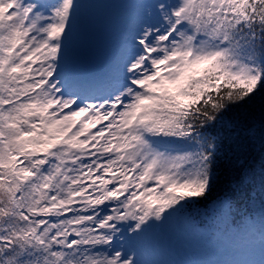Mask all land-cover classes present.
<instances>
[{
  "label": "snow or ice",
  "instance_id": "6c2138e0",
  "mask_svg": "<svg viewBox=\"0 0 264 264\" xmlns=\"http://www.w3.org/2000/svg\"><path fill=\"white\" fill-rule=\"evenodd\" d=\"M137 2L102 91L65 74L80 0H0V264H140L176 214L264 209V0Z\"/></svg>",
  "mask_w": 264,
  "mask_h": 264
},
{
  "label": "rangeland",
  "instance_id": "374dc122",
  "mask_svg": "<svg viewBox=\"0 0 264 264\" xmlns=\"http://www.w3.org/2000/svg\"><path fill=\"white\" fill-rule=\"evenodd\" d=\"M104 1L80 0L65 70L74 84L102 91L117 74L125 31L141 8L137 0ZM212 208L148 229L134 242L140 264H264V209L253 204L251 222L237 231L231 215Z\"/></svg>",
  "mask_w": 264,
  "mask_h": 264
},
{
  "label": "trees",
  "instance_id": "16d2710c",
  "mask_svg": "<svg viewBox=\"0 0 264 264\" xmlns=\"http://www.w3.org/2000/svg\"><path fill=\"white\" fill-rule=\"evenodd\" d=\"M260 157H261V148L259 146V143L257 142L255 149L252 151V162L255 164L257 169L259 168ZM226 183H227V173H222L217 191L222 192L226 187ZM256 203L259 204V201H257ZM210 206L211 204H209L208 207L205 208L203 205H198L196 208L191 209L189 212L195 213L196 211L199 210H208ZM251 210H252V205L249 206L246 201L238 198L234 212L231 215L232 223L233 226L235 227L234 228L235 230L237 231L243 230L245 228V222L246 221L251 222V219L253 218L251 217ZM189 212L182 214V216L191 214ZM237 226H240L242 229H236ZM241 245H245V244H241Z\"/></svg>",
  "mask_w": 264,
  "mask_h": 264
},
{
  "label": "water",
  "instance_id": "95a60500",
  "mask_svg": "<svg viewBox=\"0 0 264 264\" xmlns=\"http://www.w3.org/2000/svg\"><path fill=\"white\" fill-rule=\"evenodd\" d=\"M107 5V3L106 2H104V7Z\"/></svg>",
  "mask_w": 264,
  "mask_h": 264
}]
</instances>
